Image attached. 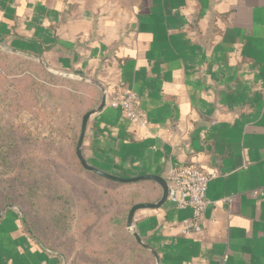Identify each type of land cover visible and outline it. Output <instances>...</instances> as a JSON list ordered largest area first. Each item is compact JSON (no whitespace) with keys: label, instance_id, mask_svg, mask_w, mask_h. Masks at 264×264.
Masks as SVG:
<instances>
[{"label":"crops","instance_id":"crops-1","mask_svg":"<svg viewBox=\"0 0 264 264\" xmlns=\"http://www.w3.org/2000/svg\"><path fill=\"white\" fill-rule=\"evenodd\" d=\"M0 45L137 94L146 124L108 106L90 119L94 167L123 178L187 165L214 174L199 232L184 233L192 211L169 203L136 212L161 264H264V0H0ZM139 187L149 191L138 203L159 200L156 183L129 188ZM15 208L0 214V264H73L42 247Z\"/></svg>","mask_w":264,"mask_h":264},{"label":"rangeland","instance_id":"rangeland-1","mask_svg":"<svg viewBox=\"0 0 264 264\" xmlns=\"http://www.w3.org/2000/svg\"><path fill=\"white\" fill-rule=\"evenodd\" d=\"M37 65L38 64L34 62V60H29L22 55L13 53L9 49L0 50V152H7L8 154L15 150L14 153L17 151L18 154L15 159V164L11 163L12 154L10 155L8 164L5 160L6 156L3 162L0 160V192L2 189L13 185L18 194H23L25 196L28 194V183L26 189H23L21 180L15 183L10 180L14 175L19 176L21 172L19 174L16 172L7 173V170L12 171L13 168L22 166V160L27 152L28 154L31 153V155L32 153H36L34 158L38 156V159L41 157L46 159V164H43L45 167L49 165L52 166L50 162H53V160V163L56 162L58 166L61 167V170L56 173V178L61 181L60 185L63 194L66 193L68 196L72 194L71 184L77 182L74 181L76 177L86 181V186L89 185L91 188L96 189L98 191V196L103 190H107L108 193L106 196L98 199L97 204L94 202L97 209L92 211L93 214L91 213L95 220V227L97 228L93 229L92 232L90 230L86 231L82 221L79 220V217L82 218L83 214H79V216L76 214L75 218L69 215L63 227V232L57 233L58 240L57 242L54 241L53 245H57V248L63 250V252L66 250L68 253L65 258L70 262L74 259L72 262L73 264H109L106 262V259L104 260L102 258L104 252L101 250V247L109 243L123 248L129 245L131 240L124 225L126 214L120 212L122 208L121 202H124L126 199H131L136 193L147 195L149 189L148 187H139L135 191L131 188H126L125 190L114 188L113 185H109L104 181L94 182L87 176H84V174H78V167L70 160L71 155L68 152L69 149L67 146L63 145L64 147H60L57 141L50 140H42L39 143L36 140L29 139L18 127H14L18 126L21 122H27V125L31 128L37 125L32 118L33 116L38 117L39 113H36L35 108H33L34 103L32 98H36L40 106L45 105L52 109L51 112H46L49 118L56 114L55 109L61 111L70 109L66 105L69 106L72 102V104L77 103L86 106L89 102L96 101V98L98 99V90L96 91L95 89V91H92V89L85 87L84 83L83 85L71 83L73 80L63 75H54V77H50L48 75L49 72L46 73L44 70H39ZM32 79L38 83H34L33 85L37 86L40 84V87H32ZM24 89L27 90L24 91ZM62 112L63 114L57 117H64L66 113L64 111ZM30 113L32 118L29 117ZM42 120L48 121L46 118ZM30 121L33 122L31 123ZM48 124H50V121ZM39 129H41V127ZM13 131L18 132L19 147L14 146L11 150H6V147L11 144V140L6 138V133H13ZM14 142H16V140H14ZM29 166L31 165L29 164ZM63 178L65 179L63 180ZM66 179H70L73 182L69 183L70 180L66 181ZM54 192L55 191L52 193ZM18 201L22 204V197L18 199ZM39 202L40 204H45L48 202V198H41ZM66 207L69 206L67 205ZM79 211H81V209H79ZM44 221L43 219H38V222ZM39 232L45 240L55 239L53 237L54 233L44 236L43 232ZM71 239H73L75 243L74 249L69 252ZM88 248L90 249V253L86 251ZM93 249L98 252V255L97 253H91ZM93 260L95 261L94 263ZM111 264L150 263L148 262V255L144 251L131 248L130 251L123 253L118 261H111Z\"/></svg>","mask_w":264,"mask_h":264},{"label":"trees","instance_id":"trees-1","mask_svg":"<svg viewBox=\"0 0 264 264\" xmlns=\"http://www.w3.org/2000/svg\"><path fill=\"white\" fill-rule=\"evenodd\" d=\"M39 70H44L46 73H48L41 65H37ZM50 77H54V75L48 73ZM27 78V77H26ZM71 81V80H70ZM34 83L38 84L34 79L31 81L32 87H40L39 85L35 86ZM71 83L80 84L78 82ZM42 86V85H41ZM88 89H92V91H95L96 88L84 85ZM27 89H24L26 91ZM31 99V98H30ZM41 99V97H40ZM33 101V108H35L36 113H39V116H31V113L29 114V117L34 119V122L37 123V125H34L33 128L29 127L27 125V122L19 123L18 127L20 130H22V133L29 137L31 140H36L40 143L42 140H50V141H57L60 145V147H64L63 145L67 146L69 149V154L71 155L70 160L72 163H74L75 166L78 167L77 172L78 174H84V176H87L92 181H104L108 183L109 185H113L114 188L118 189H125L129 188L131 184H124L119 182H114L112 180H108L106 178H102L100 176H97L85 169L81 166L80 161L77 158L76 155V145L79 139V132H80V123L83 118V114L88 111L95 103L96 101L89 102L88 105L83 106L81 104L77 103H70V105H66L68 110H62L66 114L63 116L57 117L58 115L63 114L61 110L55 109V115L49 118V115L46 112H51L52 109L43 105L40 106L39 102L36 100V98H32ZM37 106V109H36ZM42 108V109H41ZM43 118L48 119V121L42 120ZM50 121V124L48 122ZM31 122V121H30ZM28 122V123H30ZM33 122V121H32ZM31 122V123H32ZM28 126V127H27ZM41 127V129H39ZM6 138L11 140V144L6 147V150H11L14 146L19 147L18 142V132L13 131V133H6ZM8 140V141H10ZM16 140V142H14ZM15 151V150H14ZM14 151L7 154V152H0V160L2 162L5 160L7 161V164L10 161V155L12 154L11 163L15 164V159L17 158V151L14 153ZM36 153H25V156L22 160V166L18 168H13V170H7V173L9 172H16L20 173V175H14L10 180L12 182H18L22 181V188L26 189V185L28 188V194L25 196L23 194H18L15 191V186L10 185L8 188L2 189L0 192V214L5 209H8L10 207H18L22 213H23V221L26 224L27 228L30 230L32 235L35 237V239L41 244L42 247H44L47 250L59 253L62 257H66V254L68 253L63 250H59L57 245H53V242L58 240L57 233L63 232V227L66 224V221L68 219V216L71 215L72 218H75L76 214H83L82 218L79 217V220L82 221L84 229L86 231H91L93 229H96L95 227V220L93 216L91 215L92 211H95L94 209H97V206L94 204V202L97 204V200L100 198H103L108 193L107 190H103L101 194L98 196V191L94 188H91L89 185L86 186L85 182L82 178L76 177L74 181H77L76 183H72V194L68 196L66 193L63 194L61 190L60 180H57L56 173L61 170V167L58 166V164L54 162H50L52 164L48 167L43 166V164H46V159L39 156L41 158L38 159V156L34 158ZM3 157H2V156ZM55 159V158H54ZM5 164V163H3ZM29 164L32 166H29ZM61 173V172H60ZM62 175V174H61ZM86 177V178H87ZM22 178V179H21ZM65 178H63L64 180ZM70 179H66L68 181ZM73 181H69L71 183ZM144 182V181H143ZM80 183V184H78ZM141 183V182H140ZM134 184V183H133ZM136 184V183H135ZM58 188V189H57ZM55 191L54 193H52ZM67 192V190H66ZM28 196V198H27ZM126 196V193H125ZM141 194L136 193L134 196H132L131 199H126L124 202H121V209L120 212L122 214H126L125 221L128 217V214L131 210V208L138 204V200L140 198ZM22 197L23 203L21 204L18 199ZM47 199L48 202L45 204H40V199ZM69 207H66V206ZM66 207V208H65ZM99 208V206H98ZM81 209V211H79ZM71 212V213H70ZM70 213V214H69ZM43 214V215H42ZM93 214V213H92ZM32 217V218H31ZM30 219V221H29ZM38 219L45 220L44 222H38ZM95 227V228H93ZM43 232V235H49L54 233V238L51 240H45L42 237V234L39 232ZM74 243L75 241L71 239V245L69 248V252H71L74 249ZM59 245V244H58ZM63 245V244H62ZM131 248L140 249L141 251H144L147 255H149V252L141 247L134 238L131 237L130 244L120 248L118 245L115 244H107L106 246H102L101 250L104 252L102 255V258L109 264H111V261H118L121 258V255L123 253L128 252L131 250ZM100 249V248H98ZM89 248L86 249L87 252H89ZM94 250V249H93ZM91 250V253H97L96 250ZM90 253V252H89ZM150 257H148V262H150ZM95 261L93 260V263Z\"/></svg>","mask_w":264,"mask_h":264},{"label":"built area","instance_id":"built-area-1","mask_svg":"<svg viewBox=\"0 0 264 264\" xmlns=\"http://www.w3.org/2000/svg\"><path fill=\"white\" fill-rule=\"evenodd\" d=\"M107 106L120 111L132 122L146 124L139 107V98L132 90L109 93ZM212 178L214 174L198 165L170 168L166 173L165 179L169 184L168 203L176 209L192 211V217L182 224L184 233L202 230L203 217L210 205L207 192Z\"/></svg>","mask_w":264,"mask_h":264},{"label":"water","instance_id":"water-1","mask_svg":"<svg viewBox=\"0 0 264 264\" xmlns=\"http://www.w3.org/2000/svg\"><path fill=\"white\" fill-rule=\"evenodd\" d=\"M0 50H5L3 46L0 45ZM16 52V51H15ZM37 62L43 66L47 72H49L52 75H63L64 77L75 80L84 84H87L89 86H92L94 88H97L100 91V101L98 105L91 109L90 111L86 112L82 118L81 122V127H80V134H79V139L76 145V155L78 160L81 163V166L83 169L100 176L102 178H106L108 180H112L114 182H119V183H124V184H133V183H138V182H143V181H151L156 183L160 189H161V196L157 202L154 203H138L135 204L127 217V223L126 227L128 231L131 233L133 238L136 240V242L149 251L155 260V264H161L160 256L158 252L151 247L148 243H146L142 237L138 234V232L135 229V214L137 211L142 210V209H160L164 207L168 203V196H169V184L167 180L163 176H158V175H144V176H138V177H133V178H123V177H118L111 175L109 173H106L93 165H91L85 158L84 155V141L86 138V133H87V128H88V123L90 119L99 113L103 112L105 108L107 107L108 99H109V90L107 86L101 82L100 80L96 78H90L84 75H79V74H60V72L54 70L52 67H50L46 62H44L42 59H38ZM18 210V208H15ZM63 264H66V260L63 258Z\"/></svg>","mask_w":264,"mask_h":264}]
</instances>
